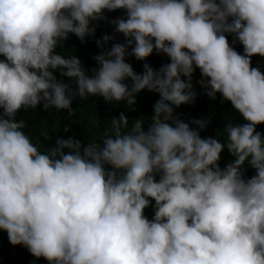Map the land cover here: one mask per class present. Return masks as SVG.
<instances>
[{"label":"clouds","instance_id":"clouds-1","mask_svg":"<svg viewBox=\"0 0 264 264\" xmlns=\"http://www.w3.org/2000/svg\"><path fill=\"white\" fill-rule=\"evenodd\" d=\"M117 10L125 15L110 23L124 42L97 39L95 67L58 50ZM154 51L169 62L153 68ZM254 55L264 57V0H0V230L48 264H264V72ZM197 69L203 93L245 121L229 119L223 140L220 130L201 136L211 117L185 122L175 111L195 102ZM143 90L159 95L152 114L121 112L99 140L57 137L41 151L17 119L38 107L71 116L73 101L90 97L135 110ZM225 150L233 159L221 167Z\"/></svg>","mask_w":264,"mask_h":264},{"label":"trees","instance_id":"trees-1","mask_svg":"<svg viewBox=\"0 0 264 264\" xmlns=\"http://www.w3.org/2000/svg\"><path fill=\"white\" fill-rule=\"evenodd\" d=\"M125 13L121 11L105 12L106 20L93 22L97 25L95 35L86 38L85 42H81L75 35H70V38L64 42L65 49H58L63 54L77 55L85 67L91 69L96 66L94 57L98 55L101 49L97 46L96 40L100 39L104 34L115 35V39L109 42L106 47H110L112 43H123L124 37L121 34L114 33V25L110 23L112 19L123 17ZM229 43L239 53H243V46L234 40L232 35L227 36ZM74 49V53L69 50ZM3 59V57H0ZM252 66L259 67L264 72V57L254 55L251 58ZM128 62L133 65L136 72H142V65L144 62L137 61L134 57H129ZM149 64L153 68L158 69L162 64L169 62L168 57L164 54H157L155 51L147 58ZM59 77V73H56ZM66 83L70 82L68 78H63ZM201 79L200 72L197 69L194 73L193 86L197 92V98L194 103L181 105L175 111L180 114V118L185 122H190L192 118L207 119L211 117V122L207 128L200 134L202 137L215 136L217 131V138L223 140V127L228 123L229 119L232 122L244 123L242 117L232 111L230 102L221 103L222 97L217 95L215 100L210 99L203 93L198 81ZM159 95L154 92L143 90L137 96V103L135 110H129L124 103L115 104L105 102L100 97H90L89 100H80L79 98L73 101L72 107L74 113L69 116L65 110L57 111L51 109L44 111L42 107L34 110L19 111L17 119H23L27 127L24 129L33 143L39 147L41 151L46 150L49 146L55 143L57 137L67 138L75 136L82 142L90 140H99L104 130L110 125L112 117H118L121 112H126L129 118H136L140 116H150L153 111V105ZM227 117V118H225ZM192 127H196L192 125ZM67 129V131H65ZM258 131H264V125L257 127ZM233 159L231 155L225 150L221 154L220 165L225 164ZM246 176L250 177L254 174V170L247 167ZM145 215L149 218L153 215L152 207L145 209ZM0 264H48L43 259L32 256L31 253L21 245H12L9 242L7 233L0 230Z\"/></svg>","mask_w":264,"mask_h":264}]
</instances>
